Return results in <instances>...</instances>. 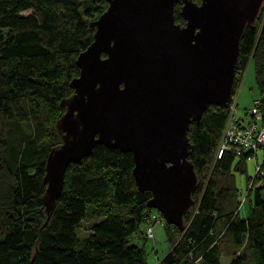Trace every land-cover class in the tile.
Instances as JSON below:
<instances>
[{
	"label": "trees",
	"instance_id": "trees-1",
	"mask_svg": "<svg viewBox=\"0 0 264 264\" xmlns=\"http://www.w3.org/2000/svg\"><path fill=\"white\" fill-rule=\"evenodd\" d=\"M108 4L0 0V264H149L147 229L158 219L171 242L165 264H223L224 255L226 264H264V175L254 188L248 187L254 173L248 175L241 193L236 171L246 172L254 159L234 148L217 157L229 106L210 104L190 124L189 158L199 181L183 229L149 205L152 191L139 189L132 151L100 142L69 163L48 215L46 159L62 139L56 120L66 109L62 100L74 92L78 54L93 40L91 21ZM181 5H175L176 20L185 23ZM250 61L264 110V7L244 30L234 94ZM85 220L91 224L81 236Z\"/></svg>",
	"mask_w": 264,
	"mask_h": 264
},
{
	"label": "water",
	"instance_id": "water-1",
	"mask_svg": "<svg viewBox=\"0 0 264 264\" xmlns=\"http://www.w3.org/2000/svg\"><path fill=\"white\" fill-rule=\"evenodd\" d=\"M108 2L76 59L74 92L62 100V139L45 165V208L49 215L55 207L69 163L100 142L132 151L136 183L152 191L149 205L183 229L199 181L189 158L190 124L210 104L229 105L241 39L264 0ZM177 2L185 23L176 20Z\"/></svg>",
	"mask_w": 264,
	"mask_h": 264
},
{
	"label": "rangeland",
	"instance_id": "rangeland-1",
	"mask_svg": "<svg viewBox=\"0 0 264 264\" xmlns=\"http://www.w3.org/2000/svg\"><path fill=\"white\" fill-rule=\"evenodd\" d=\"M258 97L259 89L256 80L255 64L253 61H250L246 67L243 77L236 86V92L233 100L231 101V103L233 102V104H235L236 115L240 118L245 119V121H248L250 119L248 109L253 106L255 99H257ZM48 114L53 116V112L51 111ZM258 153L259 159H261L263 157V149H260ZM254 172V160H248L246 172L236 171L237 185L241 190V193H246L248 175L253 174ZM241 197L242 194L240 195V198ZM90 224V220H85L82 223L79 230L81 236L86 235L87 231L89 230ZM153 228V236L148 238L146 242L148 262L149 264H165L163 262L161 263L160 259L166 254L171 246V242L168 239L166 231L165 221L161 219L156 220V222H154L153 224ZM154 244L156 246L155 249L152 248ZM221 261L223 264L228 263L230 261V256L224 255Z\"/></svg>",
	"mask_w": 264,
	"mask_h": 264
},
{
	"label": "built area",
	"instance_id": "built-area-1",
	"mask_svg": "<svg viewBox=\"0 0 264 264\" xmlns=\"http://www.w3.org/2000/svg\"><path fill=\"white\" fill-rule=\"evenodd\" d=\"M232 96L231 101L234 98ZM229 103V116L227 118L219 145L217 147V157H220L224 151L234 148L236 154L246 153L248 159L255 160V172L249 183V188H254L260 185L261 179H258L259 174L264 175L263 157L259 159L258 151L264 150V110L261 107L260 99H255L254 104L248 109L250 119L240 118L236 115L235 104ZM159 217V216H157ZM148 235L153 236L151 226L147 229Z\"/></svg>",
	"mask_w": 264,
	"mask_h": 264
},
{
	"label": "crops",
	"instance_id": "crops-1",
	"mask_svg": "<svg viewBox=\"0 0 264 264\" xmlns=\"http://www.w3.org/2000/svg\"><path fill=\"white\" fill-rule=\"evenodd\" d=\"M153 249H155L156 248V246H155V244L153 245V247H152ZM146 250H147V248H146ZM156 252H157V250H156ZM163 258V257H162ZM162 258L160 259L161 260V263H162Z\"/></svg>",
	"mask_w": 264,
	"mask_h": 264
}]
</instances>
